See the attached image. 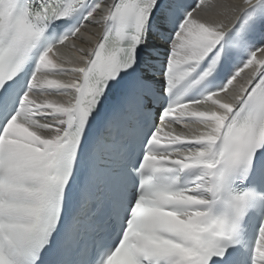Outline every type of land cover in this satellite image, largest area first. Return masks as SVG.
Returning a JSON list of instances; mask_svg holds the SVG:
<instances>
[{"label": "snow or ice", "instance_id": "snow-or-ice-1", "mask_svg": "<svg viewBox=\"0 0 264 264\" xmlns=\"http://www.w3.org/2000/svg\"><path fill=\"white\" fill-rule=\"evenodd\" d=\"M0 264H264V0H0Z\"/></svg>", "mask_w": 264, "mask_h": 264}, {"label": "bare ground", "instance_id": "bare-ground-1", "mask_svg": "<svg viewBox=\"0 0 264 264\" xmlns=\"http://www.w3.org/2000/svg\"><path fill=\"white\" fill-rule=\"evenodd\" d=\"M85 35H87V34H85ZM78 46H79V45H78ZM63 52H64V54H65L66 56H67V55H70V53L68 52L67 49H64ZM58 79H65V80H67V79H70V77H69V76H64V77H58Z\"/></svg>", "mask_w": 264, "mask_h": 264}]
</instances>
